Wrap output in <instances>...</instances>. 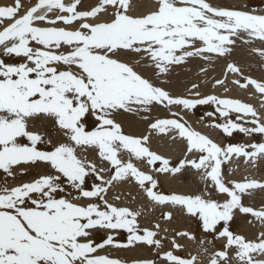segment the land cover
I'll list each match as a JSON object with an SVG mask.
<instances>
[{"label": "snow or ice", "instance_id": "6c2138e0", "mask_svg": "<svg viewBox=\"0 0 264 264\" xmlns=\"http://www.w3.org/2000/svg\"><path fill=\"white\" fill-rule=\"evenodd\" d=\"M237 50L264 71V11L212 0H155L146 12L134 0L0 6V264H126L112 252L134 248L154 258L131 264H264V203L244 202L264 194V178L231 168L264 164V76L247 74ZM221 61L222 78H209ZM193 62L203 80L165 87ZM232 87L258 106L227 95ZM198 107L210 109L204 127L249 142L194 128L186 115ZM125 114L147 134L126 133ZM153 136L183 145L179 155L154 150ZM185 176L190 190L162 189L161 178ZM178 215L196 221L199 239L165 226ZM237 216L259 231L232 230Z\"/></svg>", "mask_w": 264, "mask_h": 264}, {"label": "bare ground", "instance_id": "6f19581e", "mask_svg": "<svg viewBox=\"0 0 264 264\" xmlns=\"http://www.w3.org/2000/svg\"><path fill=\"white\" fill-rule=\"evenodd\" d=\"M228 1L231 2V1H237V0H228ZM242 1H245V0H242ZM89 2H92V0H89ZM212 2L216 3V1H214V0H212ZM33 3H35V2H33ZM33 3H31L27 7H30ZM134 3L137 5V8L139 11H145L146 12L155 3V0H134ZM261 11L262 10H258L257 12H261ZM246 58H248V57H246ZM247 60H249V59H247ZM188 66L185 69H177L172 74V76L169 78L170 83L168 85H165V87L171 89L173 92H177V93L178 92H184L185 89L190 86L189 82L192 81L191 79L194 76L193 72H194L195 68H190V67L188 68ZM215 74H217V73H215ZM219 75H222V74L220 73ZM219 75L216 77H219ZM261 76H264V74H262ZM203 79L204 78L201 77L200 75L196 76V82H199ZM202 91H212V89L210 88V85H208L206 87H203ZM216 91L223 94L222 89L217 88ZM227 95L233 96V97H239V98L244 99L245 101H247L249 103H253L254 105H257V102H258V99L249 96L245 91L239 89L238 87L230 88ZM153 115H156V113H153ZM159 115L164 116L165 113L160 112ZM117 119H118V121L122 122L124 129L128 133H132V134H145L146 133V130H147L146 122L143 121L139 115L125 114L123 116H118ZM186 119L197 130L201 131L202 133L208 134L211 138L218 140L219 142L222 141V138L218 139V137H217V139H216V136H218L217 130H212L208 127H204L203 122H200V123L194 122V119L190 115H186ZM41 130L44 131V128H42ZM45 130H46V128H45ZM152 147L154 150H157L158 152L175 159L179 155L180 149L183 147V145H181L179 143H175V144L171 143V141H168V139L166 137L156 138L155 136H153ZM261 166L264 167V164H262ZM226 167L228 168L229 166L225 165V168ZM231 168L234 170V178H236V179L243 178V176L249 174L247 172L251 170V169H249V170L245 169L242 166V164H236V163H233L231 165ZM226 174H228V173H226ZM257 178H264V176H262V174L260 173L259 176H257ZM162 181H163V178H162ZM163 183L168 190L170 188H177L179 190L188 191L192 187H194L193 178H191V181H187V182H182L180 179L178 182L163 181ZM125 190L127 191V189H124V191ZM132 192H133V194H135V189H132ZM252 201L253 200L250 199L249 204L251 206L258 208V205L256 206V204H254ZM126 203L128 204V206H138L137 203L129 202V200H127ZM157 213H159V210H157L156 214ZM151 219H152L151 216H148L147 219L141 217V223L147 224ZM189 220H190V218H188V217L182 219V217L178 215L176 217V219L170 225H165V226H168V227L173 226L176 228V230H180V229L181 230H189L190 229L192 231H195V229H193L192 226L189 224ZM248 221L249 220H245V219L243 220L242 224L240 225V230L244 231L247 234V236L253 237L258 232V222L250 224V223H248ZM189 247H190V249L195 251V247L191 243H189ZM112 255L121 257L122 259H125V260H130V259L134 260V259H140V258H151L153 254L148 252L146 248H134L131 250H126V251H114V252H112Z\"/></svg>", "mask_w": 264, "mask_h": 264}, {"label": "rangeland", "instance_id": "374dc122", "mask_svg": "<svg viewBox=\"0 0 264 264\" xmlns=\"http://www.w3.org/2000/svg\"><path fill=\"white\" fill-rule=\"evenodd\" d=\"M216 1V3H220V4H224V5H229V6H236V7H247V9L251 10V9H256L257 11L258 10H262L264 11V0H245V1H242V0H237V1H231L229 2L228 0H214ZM35 2V0H22V4H24V7L26 8L28 5H30L31 3ZM13 3V0H0V6L2 5H10ZM8 22L10 21H5V24H7ZM245 53V54H244ZM239 54V55H238ZM246 51H241V50H237V53L235 54L236 56L233 57L234 60H236L237 62H239L240 64L244 65L245 66V71L247 74H250L252 75L253 77H261L262 74H264V71H261L260 67H259V58L258 57H255V56H248L246 55ZM244 57V58H243ZM248 57V58H246ZM236 58V59H235ZM244 61H243V60ZM249 59V60H247ZM221 64H223V62L221 61L219 64H217L215 66V70H212V71H209V78L211 77H216L218 76L220 73L222 74V71H221ZM220 65V66H219ZM187 67V66H186ZM185 67V68H186ZM195 68L194 69V72H193V78L191 79L192 81L191 82H196V76L200 75L199 74V71H198V68L196 66V63L193 62L192 64H190L188 66V68ZM185 68H182V69H185ZM217 73V74H215ZM215 75V76H214ZM220 78H222V75H219ZM198 81V80H197ZM200 82V81H199ZM257 99V98H256ZM247 102V101H246ZM257 105H258V102H257ZM210 109H208L207 107H198L197 109L194 110V113H188L187 115H190L193 119H194V122L196 123H200V116L203 115V113L205 111H208ZM203 123H207V121L203 122ZM39 126V125H38ZM44 131L46 132H49L51 135H55V132L52 131L50 128H44ZM124 131L126 133H128L125 129ZM218 131V130H217ZM146 133H147V130H146ZM145 133V134H146ZM220 139L222 138V143H228V142H249V138L246 137V136H243L241 134H236L234 135V137L232 138H227L225 137L222 133H220L218 131V136H216V139ZM167 138V137H166ZM168 139V138H167ZM255 141H259L260 140V137H254L253 138ZM224 140V141H223ZM168 141H170L168 139ZM218 141V140H217ZM225 167V166H224ZM249 170V169H248ZM252 175H254L255 177L259 176V174L261 173L262 176H264V167L263 166H258V168L256 170H250L248 171L247 173H250ZM225 173H228V168L226 167L225 168ZM191 176H185L183 178H181V181L182 182H187V181H191ZM194 182V181H193ZM161 187L164 191H168V189L165 187L163 181H162V178H161ZM126 191V190H125ZM127 192V191H126ZM253 203L256 204V206L258 205V207H260L262 205V203H264V194H259L257 193L256 196H255V199H252ZM129 202H132L130 199H129ZM246 205H250V199L248 198H245V201ZM129 207H132V208H136L137 206H129ZM157 216L160 215V213H157L156 214ZM182 219L183 218H187V217H184V216H181ZM144 218V217H142ZM250 220L251 218L248 217V216H237L235 222L231 225V228L232 230H234L235 232L239 233V234H244L247 236V234L244 232V231H241L240 230V225L242 224L243 220ZM143 225V223H141ZM189 224L192 226L193 229H195L194 233L196 234L197 238L199 239L200 236H201V233H200V230L197 228V224H196V221L194 219H190L189 220ZM168 227V226H167ZM170 229H174L176 230L175 227H169ZM181 230V229H180ZM258 231H259V224H258ZM248 238H252V236H247ZM121 240H124L126 239V234L125 233H121L120 234V237H119ZM209 239H211V237H208ZM97 240H99V237H97ZM193 245V244H192ZM194 246V245H193ZM220 246V242L217 241L216 242V247L219 248ZM165 247H167V245H165ZM195 247V246H194ZM147 249V248H146ZM148 252L152 253L149 249H147ZM153 254V253H152ZM181 254L183 255L184 253L181 252ZM115 257H118V256H115ZM121 258V257H119ZM151 258H154V254L152 255ZM122 259V258H121ZM124 261H126V264H131V261L132 259L130 260H125L123 259Z\"/></svg>", "mask_w": 264, "mask_h": 264}]
</instances>
